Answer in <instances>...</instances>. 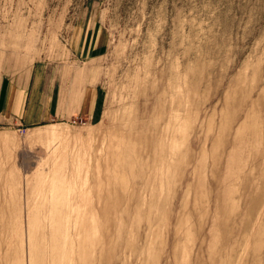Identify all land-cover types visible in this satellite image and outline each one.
Segmentation results:
<instances>
[{
	"label": "rangeland",
	"instance_id": "374dc122",
	"mask_svg": "<svg viewBox=\"0 0 264 264\" xmlns=\"http://www.w3.org/2000/svg\"><path fill=\"white\" fill-rule=\"evenodd\" d=\"M36 61L76 97L0 117V264H264V0H0Z\"/></svg>",
	"mask_w": 264,
	"mask_h": 264
},
{
	"label": "crops",
	"instance_id": "0c3cea01",
	"mask_svg": "<svg viewBox=\"0 0 264 264\" xmlns=\"http://www.w3.org/2000/svg\"><path fill=\"white\" fill-rule=\"evenodd\" d=\"M71 80L65 75L41 72L37 61L29 71L11 77L3 75L0 78V117L16 118L25 126L34 127L67 115L69 109L66 111L65 105L73 102L75 96Z\"/></svg>",
	"mask_w": 264,
	"mask_h": 264
},
{
	"label": "bare ground",
	"instance_id": "6f19581e",
	"mask_svg": "<svg viewBox=\"0 0 264 264\" xmlns=\"http://www.w3.org/2000/svg\"><path fill=\"white\" fill-rule=\"evenodd\" d=\"M53 133V132H52ZM53 135V134H52Z\"/></svg>",
	"mask_w": 264,
	"mask_h": 264
}]
</instances>
